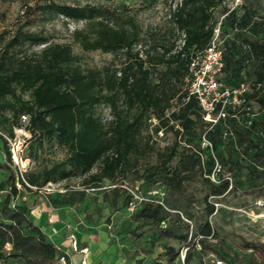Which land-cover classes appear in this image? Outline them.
<instances>
[{"label": "trees", "instance_id": "obj_1", "mask_svg": "<svg viewBox=\"0 0 264 264\" xmlns=\"http://www.w3.org/2000/svg\"><path fill=\"white\" fill-rule=\"evenodd\" d=\"M158 2H173L168 18L162 27L146 31L127 9L55 0L40 7L50 16L83 23L73 32V40L83 51L113 55L115 61L102 67L83 68L70 45L49 43L27 25L0 36V129L7 133L0 132V172H8L1 183L7 193L0 207V264H59V258L65 257L34 224L25 198L33 189L12 168L3 135L12 139L13 129H21V124L38 146L46 140L66 153L50 169L23 174L25 182L37 188L35 192L48 183L81 177L85 189L47 195L54 194L55 203L71 207L88 190L101 193L105 200L112 195L111 206L120 199L124 210L136 203L130 236H155L150 238L151 247L156 240L163 245L158 254L151 247L143 249L132 256L133 264H176L184 249L183 264H190L195 253L205 250L217 254L210 244L217 238L210 218L218 208L209 199L224 197L236 188L222 172L236 174L247 165L250 179L257 181L264 175V36L254 32L224 40L219 81L228 89L244 83L249 90L243 104L234 109L226 106V117L212 124L204 121L185 79L191 58L213 36L218 23L215 10L221 7L220 15H224L228 9L222 6L224 0H141L146 8ZM243 16L237 20L239 29L251 26L264 32V17L256 18V12L248 8ZM39 45L45 46L29 51ZM101 106L109 110V121L98 114ZM254 106L263 112L259 119L253 114ZM188 119L194 125L180 128ZM152 121L158 126L155 132L168 128L174 134V143L164 151L150 143ZM202 137L211 149L201 147ZM29 148L27 158H33L34 145ZM148 155L155 161L141 167L140 161ZM127 179L147 185L142 192L140 185L135 188L142 196L159 183L165 195L162 204L137 203ZM237 238L240 250L250 251L258 264H264V242ZM134 239H129L130 245Z\"/></svg>", "mask_w": 264, "mask_h": 264}, {"label": "rangeland", "instance_id": "obj_2", "mask_svg": "<svg viewBox=\"0 0 264 264\" xmlns=\"http://www.w3.org/2000/svg\"><path fill=\"white\" fill-rule=\"evenodd\" d=\"M55 1L68 5H104L110 10H128L131 14L136 16L143 31L162 27L165 20L168 18L169 5L173 4V2H168L166 4L158 2L154 7L146 8L145 4L141 3V0ZM175 1L177 0H174V2ZM49 2L50 0H0V36L2 33L12 34L19 26L27 25L26 29L42 35L49 43L70 45L73 54L77 57L78 63L83 68L102 67L109 64L111 61H115V58L111 54H105L99 51H83L73 40V32L83 28V23L69 21L61 16H50L47 11L40 9L41 6L47 5ZM222 6H225L228 12L224 15H220L221 7H219L215 10L214 14L218 19L217 25L220 27L223 40L230 37L239 39L242 35H248L254 32L264 36V32H260L258 28L247 26L245 29H239L237 26V20L244 18L243 13L247 8L254 10L256 12V18L261 20V18L264 17V0H224ZM44 46L45 45H39L30 49L26 47L24 50L39 51ZM97 112L104 122L110 120V114L107 108L101 106L98 108ZM253 114L256 119H259L263 112L260 111L257 106H254ZM21 125V129H13L14 137L12 140L18 143L19 146H22V153L20 156V160L22 159V161L19 160L18 164L20 165V162L26 160V172L50 169L65 159L66 153L63 148L57 146L54 142L46 140L43 141L41 146H38L36 140L31 139L29 133L25 131L24 124ZM193 125L194 120L188 119L180 128L190 129ZM150 129V143L153 144L156 150L164 151L165 147L174 143V134L168 128L164 131L155 132L158 126L155 121H152ZM0 132L7 135V133L3 132L1 129ZM31 144L34 145V149L32 150L33 158H27L31 152L29 148ZM182 144L183 143H181V145ZM154 161L155 158H151V156L148 155L140 161V166L144 167ZM0 163H3L1 149ZM12 168L17 171V166L13 163ZM222 175L223 177H230L236 188L224 197L209 199L218 208L217 212L210 218V223L217 233L216 240H211L210 244L216 249L217 254L209 250L200 252L199 255L195 253L190 264H197L199 261H202L203 264H258V261L252 256L250 251H243L237 247L239 243L237 237H242L246 241L251 242H264V175L257 181L250 179L247 165L236 174L223 171ZM7 177V171L0 172V207L7 193V190H1L3 189L1 183ZM82 181L83 178L81 177H71L57 184L51 183L52 186H50V188L54 189V191L68 190L74 193L81 189H85L82 186ZM126 182L134 187L130 190L137 197H144L150 201L162 203L165 195L159 183L154 184L153 188L148 191L146 195L142 196L135 191V188L140 185L139 190L142 192L147 189V185H142L141 181H130L129 179H127ZM18 185L19 188L22 189L21 184ZM104 185H107V183L104 182ZM33 191L34 189L32 192ZM31 199L32 198L28 199L29 202H31ZM111 199L112 195L107 196L105 200L101 193L88 190L74 209V212L77 214L73 219L74 223H79V221L82 220L84 224L88 223L91 229L96 231L98 236H105L106 239L112 240L115 235L122 236L123 240L134 239L130 236L131 231L134 229V223L131 220L132 212H129L127 209H121L120 199L116 206H111ZM134 199L139 203L136 198ZM37 200L38 197L34 201ZM30 205L32 206L33 204ZM147 229V227L139 229L136 231V234H140ZM150 238L155 239V236L134 239L133 243L130 245L131 249H135L132 255L136 256L138 253L142 254L143 249L150 248L152 245V240ZM168 243L173 244V242ZM153 245L154 247L151 248L154 254L160 253L163 243L156 240ZM99 247L102 251V246ZM112 251L113 247H110L108 252L111 253ZM196 252H198V248H196ZM4 264L16 263L7 262ZM176 264L182 263L179 261L176 262Z\"/></svg>", "mask_w": 264, "mask_h": 264}, {"label": "built area", "instance_id": "obj_3", "mask_svg": "<svg viewBox=\"0 0 264 264\" xmlns=\"http://www.w3.org/2000/svg\"><path fill=\"white\" fill-rule=\"evenodd\" d=\"M224 40L222 39V35L220 32L219 25H216L213 36L211 37L206 48L196 53L190 60L188 71L189 76L185 79L186 89L188 94L194 96L204 114V121L215 124L219 119H224L226 117V106H231L232 109L238 107L239 105L244 103L243 95L247 93L248 85L240 84L237 88L228 89L225 88L222 83L219 81V76L223 69V47ZM220 106V107H219ZM219 107V108H217ZM249 108L247 107L246 110ZM21 120L23 122L27 121L26 116H21ZM6 140L10 154L12 163L17 166V175L23 181V183L31 188L36 190L37 188L29 186L25 180L23 179V173L26 172V160L24 162L18 161L20 160V156L22 153V146H19L18 143L13 141L11 138L4 136ZM202 147L211 149V144L202 137ZM22 161V159L20 160ZM19 183H16L17 189L19 188ZM51 183H48L46 186L39 189L40 192L45 194H51L54 192H64V191H54L51 189ZM129 192L136 198L139 202H149L147 198L137 197L134 195L131 190ZM162 204L161 202H159ZM136 203H130L127 210L129 212H133ZM69 239L72 242L73 248L76 249V242L74 236L72 234L69 235ZM85 250V249H84ZM82 250L83 258L81 260V264H86L85 262V251ZM186 249L182 250L180 253V261L183 264L184 256ZM59 264H70L67 262L65 257L59 258Z\"/></svg>", "mask_w": 264, "mask_h": 264}, {"label": "crops", "instance_id": "obj_4", "mask_svg": "<svg viewBox=\"0 0 264 264\" xmlns=\"http://www.w3.org/2000/svg\"><path fill=\"white\" fill-rule=\"evenodd\" d=\"M26 195L25 198H32L29 204H33L30 215L34 224L48 242L63 252L68 263L81 264V251L85 249L86 264H133L132 252H135V249L130 248L129 239L123 240L122 236L118 235L112 240L106 239L105 236H98L88 223L84 224L80 219L79 223L75 224V207L55 203L54 194L49 196L40 191H33ZM37 197L38 200L34 201ZM70 234L74 236L76 249L69 239ZM99 246H102V251ZM110 247H113L111 253L108 252Z\"/></svg>", "mask_w": 264, "mask_h": 264}]
</instances>
